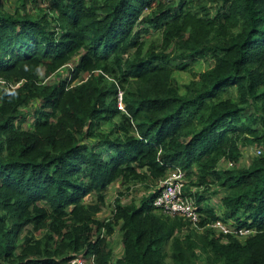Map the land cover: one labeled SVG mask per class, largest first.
I'll return each mask as SVG.
<instances>
[{"label":"trees","instance_id":"trees-1","mask_svg":"<svg viewBox=\"0 0 264 264\" xmlns=\"http://www.w3.org/2000/svg\"><path fill=\"white\" fill-rule=\"evenodd\" d=\"M19 9L0 8V76L13 86L0 91V264H65L78 253L96 264H264V155L216 169L246 142L264 147V0H19ZM139 20L146 27L134 29ZM149 30L157 51L144 48ZM169 45L181 48L173 65ZM74 57L66 79L46 82ZM206 57L211 65L179 93L171 71ZM174 168L224 191L219 213L192 195L200 233L152 206ZM114 182L148 193L96 219ZM215 220L253 234L214 236ZM114 226L121 253L112 258L99 235Z\"/></svg>","mask_w":264,"mask_h":264},{"label":"rangeland","instance_id":"rangeland-1","mask_svg":"<svg viewBox=\"0 0 264 264\" xmlns=\"http://www.w3.org/2000/svg\"><path fill=\"white\" fill-rule=\"evenodd\" d=\"M30 8L28 4H25L26 9ZM0 8L5 11H14L16 9H19V0H0ZM19 11L22 12V10L19 9ZM146 11H144L141 15L144 16ZM137 27H146V24L143 21H138L134 29ZM144 41V48L149 50L157 51L160 49V35L158 31H146L143 32L140 36ZM180 51L181 48H176L172 45H169L164 53L167 55V58L170 60V65L176 64V62L181 61L180 58ZM76 57L72 58L68 63L63 65L60 69H58L54 74H52L49 78L46 79L47 83H53L58 82L62 79H66L68 76V70L70 66L75 62ZM187 66H185V69H179V70H173L171 71V77L176 81L177 91L179 93H183L184 86L192 79H196V75L206 69L208 66L211 65V60L209 58L205 59H197V60H187L186 61ZM94 72L84 73L80 74L79 77L71 84L84 82L86 81ZM104 85H107L108 82L111 81V78L104 75ZM120 91V90H119ZM36 105V103L34 104ZM34 105H29L28 107L24 109H20L21 115L24 117L25 121L22 124L23 128H28L30 123L32 122V108ZM248 113H254V108L249 107L246 110ZM105 127L101 128V131H105ZM82 130L84 131L85 128L83 127ZM89 141H92V139H89ZM238 143V142H237ZM259 151V152H257ZM100 153L102 156L107 155L108 151L105 150V148H100ZM264 155V147L262 145H257L253 142H246L243 146L239 147V155L235 161L231 160H224L220 159L217 163L216 169H231L234 168H240V167H247L250 165V163L259 157ZM196 180L193 176L190 177H184V186L187 193H189L191 196V200L194 202L193 194H199L202 195V197L205 199L206 203H209L214 207L216 213H219L221 211V206L219 203V198L221 195L224 194V191L219 188L216 184L211 185H196ZM148 191L144 188L143 185L137 184V183H129L127 185H121L118 182L111 183L105 191V197H104V203L100 207L99 212L95 215L96 219L99 220H107L111 216V211L113 210L114 204L116 200L120 202V204L125 205L128 203H133L137 205L141 198L146 196ZM94 198L92 196L86 195L82 198L83 203L87 201H91ZM159 213V211H156ZM162 214V213H159ZM166 215V214H165ZM227 223H231L230 221H227ZM188 226V227H187ZM186 227H184L182 230H180L179 235L186 234L188 229H191L192 227L188 224ZM203 228V227H202ZM202 228L196 229L197 233L201 232ZM205 228V226H204ZM212 229V228H210ZM30 228L26 227L24 231L21 233L23 235L26 231H29ZM214 232V236L219 235V233ZM45 232V229H40L38 232H32V236L35 238H38L41 234ZM102 233V230H101ZM99 237H102V247L104 246V249H109L111 252L112 258H115L120 255L121 253V233L118 230L117 226L112 227L111 233L104 235L101 234ZM253 234V233H251ZM250 234V235H251ZM235 235V234H234ZM233 235V236H234ZM249 236V235H248ZM222 239L220 241H224L225 237L220 236ZM237 239L240 241L245 238L246 236H239L236 234ZM76 256L83 257L80 253L76 254ZM89 257V256H88ZM166 264H172L169 256H166L165 258ZM92 264H96L93 258Z\"/></svg>","mask_w":264,"mask_h":264},{"label":"built area","instance_id":"built-area-1","mask_svg":"<svg viewBox=\"0 0 264 264\" xmlns=\"http://www.w3.org/2000/svg\"><path fill=\"white\" fill-rule=\"evenodd\" d=\"M10 88H13L12 84L8 83L0 76V91H8ZM116 108L122 111L121 91L119 90L116 93ZM183 187L184 172L178 168L168 171L158 182V191L151 201L152 206L163 214L181 216L198 229L197 223L200 220V215L190 196L183 192ZM208 225L216 232L222 234L233 233L239 236H247L253 233V230L237 228L231 225V223H224L220 220H215ZM92 261V255L88 258L73 256L68 259L65 264H92Z\"/></svg>","mask_w":264,"mask_h":264}]
</instances>
